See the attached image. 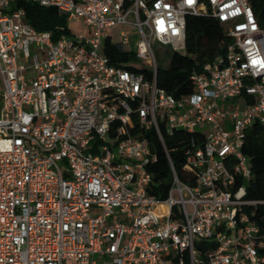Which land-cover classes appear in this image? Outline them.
<instances>
[{
	"label": "built area",
	"instance_id": "2783aa9c",
	"mask_svg": "<svg viewBox=\"0 0 264 264\" xmlns=\"http://www.w3.org/2000/svg\"><path fill=\"white\" fill-rule=\"evenodd\" d=\"M10 1L0 0V264H264V200L247 197L243 153L264 126L252 0H31L65 15L54 32L6 13ZM189 15L215 19L229 43L175 98L157 85L153 45L185 54ZM74 20L85 34L69 32ZM106 39L140 72L110 65ZM176 131L194 135L188 177L168 158L171 186L157 199L153 138L168 157Z\"/></svg>",
	"mask_w": 264,
	"mask_h": 264
},
{
	"label": "trees",
	"instance_id": "16d2710c",
	"mask_svg": "<svg viewBox=\"0 0 264 264\" xmlns=\"http://www.w3.org/2000/svg\"><path fill=\"white\" fill-rule=\"evenodd\" d=\"M205 3L206 0H199ZM251 6L257 22L264 30V0H252ZM22 9L25 13L24 21L37 31H52L67 28V19L52 7H43L31 0H11L6 13H13ZM229 39L225 36L222 26L210 16L189 15L186 17L185 54L173 53L167 69H158L156 82L158 87L175 98L190 94L193 83L189 76L193 71L200 72L201 67L216 56H223ZM103 54L114 67H126L140 72L134 66L138 60L134 55L120 51L110 39L103 45ZM166 54V53H165ZM151 79V74H146ZM193 134L176 131L172 136L164 139L168 157L159 141L153 138L155 147L151 148L157 156L155 163L148 168L153 176V185L149 193L157 199H164L171 186L170 159L177 177L185 181L188 177L183 170L185 152ZM201 145V139L199 140ZM243 153L249 158L252 179L246 186L247 197L253 200H264V126L255 124L247 132ZM191 179V178H190Z\"/></svg>",
	"mask_w": 264,
	"mask_h": 264
},
{
	"label": "rangeland",
	"instance_id": "374dc122",
	"mask_svg": "<svg viewBox=\"0 0 264 264\" xmlns=\"http://www.w3.org/2000/svg\"><path fill=\"white\" fill-rule=\"evenodd\" d=\"M69 32L74 35L85 34L86 30L81 20H74L68 23ZM170 50L169 46H159L158 44L153 45V51L156 57L157 65L160 69H167L170 61L171 53L165 54L164 50ZM2 88L0 83V96H1ZM219 103L222 104V101L219 100ZM226 105H234V102L228 101L225 102Z\"/></svg>",
	"mask_w": 264,
	"mask_h": 264
}]
</instances>
